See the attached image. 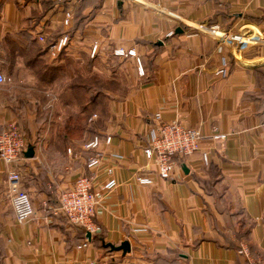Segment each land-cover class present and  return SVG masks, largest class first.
Returning a JSON list of instances; mask_svg holds the SVG:
<instances>
[{"label": "crops", "instance_id": "1", "mask_svg": "<svg viewBox=\"0 0 264 264\" xmlns=\"http://www.w3.org/2000/svg\"><path fill=\"white\" fill-rule=\"evenodd\" d=\"M195 25L264 38V0H0V133L15 124L25 151L34 150L11 166L0 161V264H257L264 257V44L241 49ZM62 35L68 45L52 57L48 46ZM109 57L132 67L135 82L123 96L105 95L82 141L60 142L57 122L76 101L71 84ZM222 66L227 75L215 76ZM156 115L203 137L196 153L175 156L168 180L143 154L157 134ZM218 134L225 139L211 138ZM93 136L101 159L89 170L93 153L84 144ZM12 168L34 209L24 223L10 205ZM81 176H92L98 195L95 233L58 211L60 193ZM123 242L125 254L106 247Z\"/></svg>", "mask_w": 264, "mask_h": 264}, {"label": "built area", "instance_id": "2", "mask_svg": "<svg viewBox=\"0 0 264 264\" xmlns=\"http://www.w3.org/2000/svg\"><path fill=\"white\" fill-rule=\"evenodd\" d=\"M70 15L66 14L63 21L64 26H68ZM192 29L196 31H209L215 37L226 39L231 43L238 44L241 49L248 48L253 45L264 44V38L260 34H247L241 31L237 33H216L215 29L205 28L195 25ZM38 40L42 43L45 42L43 37ZM68 36L62 35L49 47V54L52 57H57L68 45ZM96 45L92 48V56L96 53ZM116 56L121 57H134V51L124 52L123 50L115 51ZM137 71L140 76L143 71L138 59H136ZM217 77H225L227 70L225 66L215 72ZM5 77L0 74V85L5 83ZM158 121L157 134L144 150L143 154L147 160H150L156 166V176L163 180H168L174 170V158L177 155L188 156L196 153L199 150L200 142L203 137L198 129L184 127L181 124H166L161 122L159 115L155 116ZM213 140H223L224 135H213ZM110 139L107 138L105 143H109ZM99 137L95 136L84 144V149L91 151L93 154L88 159L87 169L92 170L100 164L101 157L95 153L100 145ZM25 137L21 130L15 125H8L0 133V161L8 166L18 163L25 152ZM203 162L207 163V158L203 155ZM111 173L110 170L107 171ZM21 177L17 169L12 168L7 173V184L10 192V205L13 211L14 218L17 223H24L34 215L32 201L26 191L21 190L20 186ZM136 182L140 185L152 184V179L149 177H137ZM92 176L79 177L73 187L63 191L59 195V213L72 225L79 226L87 233H95L99 231L98 226L94 223L93 217L95 208L98 204V195L91 192ZM115 187L113 181L106 184L107 190H112ZM81 247H87L85 241ZM264 264V257L258 262Z\"/></svg>", "mask_w": 264, "mask_h": 264}, {"label": "rangeland", "instance_id": "3", "mask_svg": "<svg viewBox=\"0 0 264 264\" xmlns=\"http://www.w3.org/2000/svg\"><path fill=\"white\" fill-rule=\"evenodd\" d=\"M95 55L96 53L93 55V58ZM95 63L97 64V65L95 64V67L97 69L96 70L94 69L93 76L91 78H89L88 76L86 77V80L82 77L77 78V79H82L86 81L87 84H88V81H92L94 95L100 91L101 94L103 93V95L123 96L124 94H126V92L130 89V87L135 82L136 77H135L134 69L130 66L126 67L124 63L122 64L117 59H113L109 57L106 59L105 62L101 63L99 61ZM76 96L81 97L79 92L78 93L76 92ZM103 103H105L104 99H103ZM70 106L72 107L70 112L66 113L65 117L61 118L57 122L58 127H62L64 125V121L68 117L80 115V112L82 111V107L84 106V101L76 99V101L74 102L72 101V103H70ZM75 109L78 110L77 113L75 112L76 111ZM91 111L93 114L95 112V109L93 110L92 108ZM43 121L48 123L49 119H44ZM60 135L62 134H59L58 136L60 137ZM78 138L80 139H75L72 142H80L82 139H84V135L82 134V137L81 135H79ZM60 142L69 143L68 141H64L63 139H61ZM22 182H23V179H21L20 186H22ZM21 190L25 191L23 188H21Z\"/></svg>", "mask_w": 264, "mask_h": 264}, {"label": "trees", "instance_id": "4", "mask_svg": "<svg viewBox=\"0 0 264 264\" xmlns=\"http://www.w3.org/2000/svg\"><path fill=\"white\" fill-rule=\"evenodd\" d=\"M50 45L48 46V48L50 47ZM48 48H47V50H48ZM71 87L73 89V95L76 97V99L84 101V106L82 107V112H85V111L86 112L84 115H77V116L68 117L64 121V125L62 127H60L61 131L59 134H62V135H60V137L64 141H68V142H72L75 139H80V138H78V136L81 135V137H82V134L84 133V131H86V129L88 130V120H89V117L92 115L91 109L92 108H93V110L95 109L94 113H98L101 110V108H103L105 106V103H103V99H104V97H106L105 95H103V93L101 94L100 91L98 93H96L95 95L93 94L92 81H88V84H87V82L82 80V79H76L71 84ZM76 92L77 93L79 92L81 97L76 96ZM90 95H92L91 101L89 100ZM75 135H77V136H75ZM93 137H91V139Z\"/></svg>", "mask_w": 264, "mask_h": 264}, {"label": "water", "instance_id": "5", "mask_svg": "<svg viewBox=\"0 0 264 264\" xmlns=\"http://www.w3.org/2000/svg\"><path fill=\"white\" fill-rule=\"evenodd\" d=\"M181 32L180 30H177V33ZM26 158L30 159V158H33L34 157V150L33 148H29L27 149L24 154H23ZM89 236V235H88ZM106 247L110 248V250L112 251H122V253H127L130 251V247L128 245L127 242H123L122 244H120L118 247H114L110 244H107Z\"/></svg>", "mask_w": 264, "mask_h": 264}]
</instances>
